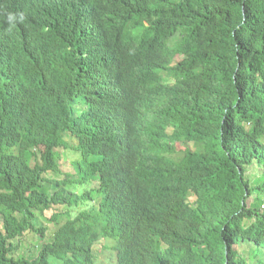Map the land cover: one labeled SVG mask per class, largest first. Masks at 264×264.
<instances>
[{"label": "trees", "instance_id": "obj_1", "mask_svg": "<svg viewBox=\"0 0 264 264\" xmlns=\"http://www.w3.org/2000/svg\"><path fill=\"white\" fill-rule=\"evenodd\" d=\"M263 170L264 0H56L0 38V264L109 239L117 264H264Z\"/></svg>", "mask_w": 264, "mask_h": 264}, {"label": "rangeland", "instance_id": "obj_2", "mask_svg": "<svg viewBox=\"0 0 264 264\" xmlns=\"http://www.w3.org/2000/svg\"><path fill=\"white\" fill-rule=\"evenodd\" d=\"M6 33H7V35L9 34V32L7 30H6ZM193 148H194V145L192 143H187L186 145H182V144L176 145V149L179 151H182L184 149H193ZM70 163H71L70 157L66 160V166H63L64 162L61 161L60 162L61 171L71 173L72 171H71ZM251 172L252 173L257 172V168L252 167ZM263 172H264V170H263ZM61 177L62 176H58L59 179ZM53 186H54V184L51 182H50V184H48V183L43 184L45 191L48 193H53V191H54ZM51 214H52V211L49 210V211H45L42 214L37 213V215H36L37 227H39V228L40 227H47V229L45 231V236H46L45 242L50 241L51 236L53 235V231L56 228V224L53 225V224L47 222V220L50 218ZM105 242H106V250H104L102 254L100 251L103 250V244L101 242H97L95 244L94 251L96 253L100 254V256L95 254V256H96V260L94 258L95 264H117L116 253L114 250V247L116 245L115 240L109 239V240H106ZM14 245H18V249L16 252V254H18V253L25 252V250L28 248L31 249V247H34V249H35V246L40 245V242H39L37 237L34 238L32 235H27L25 238H23L21 240V242L14 241ZM243 250H245V249L242 248L241 251H243Z\"/></svg>", "mask_w": 264, "mask_h": 264}, {"label": "clouds", "instance_id": "obj_3", "mask_svg": "<svg viewBox=\"0 0 264 264\" xmlns=\"http://www.w3.org/2000/svg\"><path fill=\"white\" fill-rule=\"evenodd\" d=\"M56 0H0V38L17 32L35 13L36 8H43L46 3ZM12 36V35H10Z\"/></svg>", "mask_w": 264, "mask_h": 264}]
</instances>
